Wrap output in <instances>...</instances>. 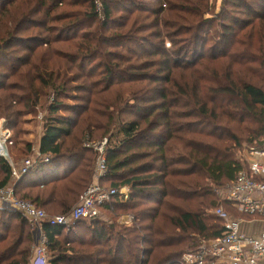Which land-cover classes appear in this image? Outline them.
I'll list each match as a JSON object with an SVG mask.
<instances>
[{
    "label": "trees",
    "instance_id": "1",
    "mask_svg": "<svg viewBox=\"0 0 264 264\" xmlns=\"http://www.w3.org/2000/svg\"><path fill=\"white\" fill-rule=\"evenodd\" d=\"M5 1L4 16H13L15 10L17 15L19 3L26 2V25L38 23L40 14L50 22L70 21L61 28H48L60 32L55 43H68L63 36L84 29L72 41L75 54H58L74 67L79 63L84 77L87 71L81 62L96 59L105 46L111 48L105 63L99 64L105 69L101 82L92 84L94 100H86L93 109L59 101L56 94L66 95L69 80L77 83L81 77L68 79L61 69L56 74L46 57L37 56L32 63L34 52L22 63L26 74L16 72L17 84L0 88V123L10 132L14 143L10 155L16 166L28 159L21 157L33 156L34 146L17 147L14 142L23 114L14 110L13 103L25 107V102L26 110L34 113L45 93L50 90L49 99L56 95L42 123L40 157L15 183L19 199L51 215L68 214L97 177L95 162L86 158L82 147L86 135L88 141L110 136L128 105L140 115L122 123L118 138L109 140L106 179L100 181L106 188L129 187L127 201L115 198L101 208L100 216L80 220L69 231L45 225L51 264H180L188 251L222 237L223 221L215 211L224 207L233 218L238 213L218 190L233 183L240 172H249L237 158L244 146L264 151V0H223L219 13L211 0H155L157 6L146 0H105L104 22L98 21L92 0L84 5L73 0V6L81 8L54 18L51 14L66 0H34L38 8L33 12L32 0ZM229 8H239L237 13L246 20L232 15ZM116 12L121 16H114ZM174 15L177 20L172 23L169 17ZM221 17L229 23H221ZM216 24L221 30L216 38L203 36ZM19 26L0 41V49L21 43L15 40ZM110 28L115 30L107 34ZM129 43L144 53L127 57L134 54L132 46H126ZM120 81L136 88L113 91ZM149 84L164 88L152 90ZM78 89L88 91L85 86ZM14 90L26 99H19ZM181 105V115L172 112ZM195 119H204V124ZM220 130L224 132L219 134ZM13 185L11 166L0 158V190ZM117 211L121 213L115 219L130 215L133 222L117 225L107 217ZM82 226L85 236L78 237L74 229ZM33 230L20 213L0 207V264H29Z\"/></svg>",
    "mask_w": 264,
    "mask_h": 264
},
{
    "label": "rangeland",
    "instance_id": "2",
    "mask_svg": "<svg viewBox=\"0 0 264 264\" xmlns=\"http://www.w3.org/2000/svg\"><path fill=\"white\" fill-rule=\"evenodd\" d=\"M83 5L85 3V1L87 0H80ZM93 1V4H95V1ZM250 2H253L254 0H249ZM5 2V0H0V41L6 37L9 36L8 33H12L13 31H16L15 29L17 28V26H19V24L21 23V25L18 27L19 31L16 33L18 42H24L23 45H20L21 43H19L18 45H12V47H10L7 50H4V48L0 49V88L3 86L6 87H13L15 86L17 83V78L16 76V72H19V74H26V66H23L22 63L26 62V54L32 53L34 52L33 58H32V63L36 61V57L40 56V57H46L48 58L51 63V70L54 69V71L56 72V74L60 73L58 72V69H61V74L63 75H68V79L73 78L75 79L73 76L78 75L80 78V81H78L77 83L71 82V80H69L70 82H68L67 84V90L65 92L66 95H64L63 97H59L58 94L57 98L59 99V101L63 102L64 104H79L81 106H86L89 109L90 108H95V106L93 105H89L88 102H86V100L88 99H92L94 100V92L92 89V84H96L98 82H101L102 77H103V73L105 72V69L103 68H99V64H104L105 60H107V52H111V48L109 46H105L101 51H100V55L97 56L96 59L91 60V61H87V62H81L83 64V66L86 69V73H85V77L83 76L84 73H82L80 70H78L77 66H79V63L75 65V67L70 63V60L68 59H64L61 56H58V54H60L61 52L63 53H71V54H75L77 51L76 46H75V42H72L74 40H78L81 35L84 33V29L82 31H75L72 35L68 34L66 37L63 36L62 39L63 40H70V42L66 43V42H62L61 43H55L56 40H60L59 36H60V32L55 31V30H48V28H50V26H56L58 28H61L62 26H66L69 24L70 21H64L61 23H56V22H50V18L48 16H45L44 14H40L37 18L40 20L38 23H33L32 24H27L26 25V6L25 3H19V6L17 8H19L21 10L20 13H18L16 15V10L13 12V16L12 13H9V15H5L3 14L2 11V6ZM101 4L104 6L105 5V0H100ZM141 3H145V0ZM147 4H152L153 6H157V2L155 0H146ZM212 5L214 6L215 9V13H219L222 9L223 6V0H211ZM73 7V8H72ZM16 8V9H17ZM29 10H31L32 12L35 11V8L37 7V2H34V0H32L29 3ZM75 8H81V7H74L73 6V0H66L64 2H62L61 4H59V7L57 10H54V12L51 14V18H54L55 16H57L60 13H64V12H69V10H75ZM239 8H229L227 11L231 12L232 15L234 16H239V17H243L246 20V16H242L240 14H238L237 12H239L238 10ZM97 10V9H96ZM241 10V9H240ZM98 12V11H97ZM226 15V14H225ZM114 16H121L119 15V13L116 12V15ZM224 16V15H223ZM105 18V14H104V10L102 9V11L100 13H98V21L100 22H104ZM169 20L172 21V23L175 22V20H177V17L174 15L172 17H169ZM15 21L16 23V27H14V23ZM49 21V23H48ZM99 22V23H100ZM221 23H229V20L226 18L224 19L223 17H221L220 20ZM45 24H49L48 26H45ZM220 24V23H218ZM218 24H216L215 26L209 27L207 28L204 33L203 36H207V37H212V38H216L217 33L221 32L220 28L218 27ZM7 28L9 30H7ZM96 28V25L94 26L93 30ZM115 29H107L105 32L107 34H111L112 31ZM7 35H6V34ZM13 34V33H12ZM74 35V36H73ZM58 36V37H57ZM75 37H77L75 39ZM14 38V37H13ZM45 39V40H44ZM14 40V41H15ZM44 40V41H43ZM174 41L179 44V42H181L179 40V38L175 37ZM218 41V39H217ZM128 48H131L132 46V50L134 51L133 55L128 54L127 57H133L134 55H140L143 54L144 51L142 48H139L137 46L132 45V43H129L126 45ZM75 49H74V48ZM134 48V49H133ZM167 49L171 48V43H168L166 45ZM147 49H149L147 47ZM118 50V52H123V49H116ZM182 58H184V56L182 55ZM38 62V61H37ZM38 64H41L40 62H38ZM257 68L258 67H254ZM17 69H19V71H17ZM95 72V74H94ZM262 72V71H261ZM26 76V75H25ZM184 78H186V76H184ZM189 79V78H188ZM23 84H25L23 82ZM257 84V83H256ZM126 84L123 83L122 81L117 82L114 86H113V91H120V90H134V87H128L125 86ZM150 88L152 90L154 89H160V88H164V86H158V88L154 87L155 85H151L149 84ZM261 85V84H259ZM85 86L86 88H88V91H79V87L82 90V87ZM104 85L98 86L97 88H102ZM263 86V85H261ZM264 87V86H263ZM121 91V92H122ZM15 93H17V96L19 99H26V95L20 91H16L14 90ZM49 93H45V97H42L39 105L37 107V111L36 112H32L26 110V105L23 103V106L25 107H20V105L18 104L17 101H15L13 103V107L15 111H21L23 114V117L21 118L22 122L18 129H16L14 131V142L17 145V147H22V144H26V143H30L33 144L34 146V150L33 151V156L30 157L31 159H34V161L37 159V153H38V143H39V139L42 135L43 129H42V123L44 120V117L47 115V107L49 104H51L54 100H56V95L55 97H50V90L48 91ZM1 91H0V95H1ZM48 94V95H47ZM151 94V93H150ZM150 94H148L147 96H149ZM176 97V96H174ZM96 98V97H95ZM96 100V99H95ZM143 106H146L143 105ZM183 105H181L178 109H172V112L176 111V114H180L181 115V111ZM126 110V113H124L123 115H121V118L118 120V125H115L113 132L110 136L100 140V138H97L96 140H91L88 141V136L86 135V139L84 141V143L82 144V147L87 150V155L86 158H91L92 160H94V166L96 168L97 166V160L99 157V151L98 148L103 145L106 141V145H105V152L109 147V140H111V138L113 136H117L119 135V130L121 129V125L124 122H130L133 120H137V118L140 116L139 114L137 115L136 113H134L135 110H133L134 108L131 106H126L124 107ZM127 108V109H126ZM120 117V116H119ZM193 120H189V119H185L186 123H190ZM194 121H197L199 124H204V119H195ZM174 123L176 121H173L171 119V123ZM1 124V123H0ZM205 125H202L201 127L204 129ZM220 127H223L226 129L225 125H221ZM201 128V129H202ZM209 130H211L210 128H208ZM224 129V130H225ZM228 130V129H226ZM224 131L220 130L219 134H222ZM78 134V133H77ZM192 134V133H191ZM116 140V139H115ZM256 147V145H255ZM251 154V149L250 147L246 148V146H244L240 152L237 154V158H239L242 162H244L246 164V166L248 167V159L250 158ZM28 155V154H27ZM22 159L24 158H28L29 156H25V157H21ZM25 160V159H24ZM20 164V163H19ZM106 179V174L100 179V181H102L103 179ZM97 180V179H96ZM95 180V181H96ZM228 186H226L227 188ZM226 188H222L220 190H218V195L220 197H222V192H224L226 190ZM120 190V196H123L124 194H130V188L129 187H122ZM127 201V200H126ZM224 208V207H223ZM225 209V208H224ZM121 212L117 211L115 214L113 215H107V217L110 219H114L113 221L116 223L117 225H123V223L126 225V220H123L122 223V218L125 216H121L119 219L121 220V222H119V219H115L116 216H118ZM214 214V213H213ZM130 224V223H129ZM127 224V225H129ZM74 232L76 234H78V237H82L85 236V226L82 227H75ZM189 252V251H188ZM32 255L30 257L29 260V264L30 261L32 260V256H33V252H31Z\"/></svg>",
    "mask_w": 264,
    "mask_h": 264
},
{
    "label": "built area",
    "instance_id": "3",
    "mask_svg": "<svg viewBox=\"0 0 264 264\" xmlns=\"http://www.w3.org/2000/svg\"><path fill=\"white\" fill-rule=\"evenodd\" d=\"M94 1L100 13L103 5L100 0ZM106 142L98 148L100 153L96 166L98 181L84 192L78 204L68 214L51 215L30 201L21 200L16 196L15 183L34 168L36 160L25 159L16 166L10 156V147L14 144L10 141V132L3 122L0 124V158L9 162L14 182L13 186L0 190V207L20 213L33 226L35 260H31L30 264H51L49 241L43 229L45 225L63 226L69 231L80 220L100 216L101 208L111 204L115 198L121 201L125 199L124 195L120 196V190L106 188L100 184V179L107 173L104 154ZM250 155L261 158L264 156V151L251 148ZM39 157L38 153L37 158ZM222 195L224 200L241 215L264 220V164L259 160L252 162L249 172L246 170L240 172ZM215 215L223 221L222 237L210 242H202L197 251L185 253L180 264H220V261L227 264H264V233L258 237L242 233L241 221L233 218L223 207L218 208ZM132 221L133 217H129L125 222L127 224Z\"/></svg>",
    "mask_w": 264,
    "mask_h": 264
},
{
    "label": "crops",
    "instance_id": "4",
    "mask_svg": "<svg viewBox=\"0 0 264 264\" xmlns=\"http://www.w3.org/2000/svg\"><path fill=\"white\" fill-rule=\"evenodd\" d=\"M40 142H41V137L39 139V143L38 145H40ZM12 147H10V153L12 152ZM35 151V150H34ZM38 153H39V146H38ZM37 153V154H38ZM11 156V155H10ZM12 159V158H11ZM248 159V166L251 165L252 162L254 161H261L263 164H264V156L259 158V157H256V156H250V158H247ZM13 162V161H12ZM22 162V161H21ZM14 163V162H13ZM21 164V163H20ZM20 164H18L17 166H19ZM97 178H95L96 180ZM94 180V183H96L98 180L95 181ZM93 183V184H94ZM222 195V194H221ZM125 196V199H123L122 201H126L128 199V196L129 194H124ZM222 198L224 199V195H222ZM229 205H231L230 203H228ZM232 207V205H231ZM236 211V210H235ZM237 212V211H236ZM238 214H235L234 215V218L241 221V231L242 233L248 235V236H254V237H258L260 236L262 233H264V220L260 219V218H251V217H248V216H243L241 215L239 212H237ZM239 214L241 216H239ZM243 216V217H242ZM129 217H132L130 215H126L124 216L121 220H122V223H123V220H126L127 218ZM121 220L119 219V222H121ZM133 222V221H132ZM131 222V223H132ZM130 223V224H131ZM124 224V223H123ZM129 224V223H127ZM126 224V225H127ZM129 224V225H130ZM32 261L35 260V256L33 255L32 256ZM264 263V262H263ZM219 264V263H217ZM220 264H227L226 262L224 261H220Z\"/></svg>",
    "mask_w": 264,
    "mask_h": 264
}]
</instances>
